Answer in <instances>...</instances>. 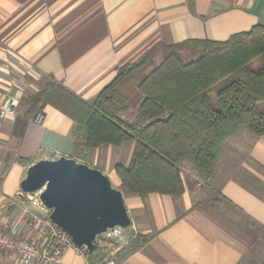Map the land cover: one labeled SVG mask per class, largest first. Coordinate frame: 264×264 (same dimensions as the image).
<instances>
[{
    "label": "crops",
    "instance_id": "0c3cea01",
    "mask_svg": "<svg viewBox=\"0 0 264 264\" xmlns=\"http://www.w3.org/2000/svg\"><path fill=\"white\" fill-rule=\"evenodd\" d=\"M255 24H264V0H0V90L17 102L14 113L0 117V216L5 224L13 226L21 214L20 181L34 161L71 156L98 168L122 189L113 166L128 164L135 147L134 141L102 144L83 159L82 139L73 136L71 118L49 104L39 111V122L34 115L16 135L17 114L49 75L88 100L113 79L117 67L134 62L157 42L225 40ZM135 100L124 118L135 116L140 97ZM224 143L225 156L223 144L206 184L186 168L179 197L152 192L124 201L138 235L151 237L121 251L119 264L262 263L264 134L242 127ZM13 260L0 264H17ZM88 263L67 249L59 264Z\"/></svg>",
    "mask_w": 264,
    "mask_h": 264
},
{
    "label": "trees",
    "instance_id": "16d2710c",
    "mask_svg": "<svg viewBox=\"0 0 264 264\" xmlns=\"http://www.w3.org/2000/svg\"><path fill=\"white\" fill-rule=\"evenodd\" d=\"M157 54L161 60L154 65ZM257 58L259 66L252 67ZM151 65L152 69L142 75ZM221 81L214 108L209 92ZM137 95L140 100L135 116L124 118L128 102ZM262 102L264 24H255L225 40L157 42L134 62L117 67L113 79L88 100L49 75L28 95L25 109L14 120L13 132L21 136L29 118L45 105H52L71 118L73 136L82 139L83 159L102 144L135 142L129 163L113 166L122 189L141 199L152 192L177 198L184 190L183 169L190 168L196 179L206 184L215 173L227 138L242 127L253 135L264 134ZM150 237L140 234L133 247ZM102 255L95 244L84 257L94 263Z\"/></svg>",
    "mask_w": 264,
    "mask_h": 264
},
{
    "label": "water",
    "instance_id": "95a60500",
    "mask_svg": "<svg viewBox=\"0 0 264 264\" xmlns=\"http://www.w3.org/2000/svg\"><path fill=\"white\" fill-rule=\"evenodd\" d=\"M22 192L40 190L42 204L53 222L74 244L95 246L97 236L114 225L131 222L120 189L96 167L71 156L40 158L31 163L20 181Z\"/></svg>",
    "mask_w": 264,
    "mask_h": 264
},
{
    "label": "built area",
    "instance_id": "2783aa9c",
    "mask_svg": "<svg viewBox=\"0 0 264 264\" xmlns=\"http://www.w3.org/2000/svg\"><path fill=\"white\" fill-rule=\"evenodd\" d=\"M16 106L14 96L0 90V117L14 113ZM42 117V112H37L33 120L39 122ZM39 193L40 190L30 193L20 191L21 214L13 226L8 227L0 216V261L5 256H11L19 264H59L67 249H72L83 257L88 252L85 245L74 244L70 235L52 221L50 210L42 204ZM37 208L48 211L41 214ZM34 235L37 237L34 238ZM137 235L138 230L132 220L127 226L108 227L95 241L102 249V257L88 264H119L118 254ZM261 264H264V260Z\"/></svg>",
    "mask_w": 264,
    "mask_h": 264
},
{
    "label": "rangeland",
    "instance_id": "374dc122",
    "mask_svg": "<svg viewBox=\"0 0 264 264\" xmlns=\"http://www.w3.org/2000/svg\"><path fill=\"white\" fill-rule=\"evenodd\" d=\"M160 60H161V56H160V54H157L156 56H155V58H154V65H157L159 62H160ZM259 64H260V58H257V59H255L252 63H251V66L252 67H257V66H259ZM152 65L151 66H149V67H147L145 70H144V72H143V74L142 75H144V74H146L147 72H149L151 69H152ZM223 84V82L221 81V82H218L217 84H215L213 87H212V89L210 90V92H209V97H210V102H211V105L214 107V108H216L217 107V90H218V88L221 86ZM136 99V96H134V97H132L131 99H130V101L128 102V108H129V105H130V108L131 109H133L134 107H133V105L135 104V100ZM131 104H132V106H131ZM259 108H264V102H262V103H260L259 104ZM124 114V113H123ZM246 129V128H245ZM252 134V133H251ZM226 143H224V145H225ZM226 149H227V145H225L224 146V149H223V157L225 156V153H226ZM112 184V183H111ZM121 190V192H122V196H123V199H124V201H126V200H129V198L130 197H132V196H136L135 194H133V193H129V192H127L126 190H124V189H120ZM127 210H128V208H127ZM128 213H129V215H130V217L132 218V216H131V213L129 212V210H128ZM132 220V222L134 223V219L132 218L131 219ZM139 235H137V237H138ZM134 241V240H133ZM132 244H133V242H131ZM130 243V244H131ZM130 246V245H129ZM5 260L6 261H9V263H12L11 261L13 260L12 259V257L11 256H5V257H3L2 258V260L0 261V263L1 262H5ZM14 261V260H13ZM17 261V260H16ZM15 261V262H16ZM17 264H19L18 263V261L16 262Z\"/></svg>",
    "mask_w": 264,
    "mask_h": 264
}]
</instances>
